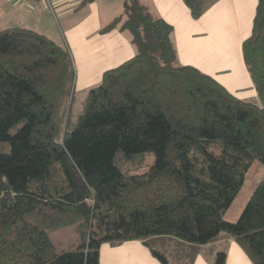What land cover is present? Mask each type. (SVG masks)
Wrapping results in <instances>:
<instances>
[{
  "label": "trees",
  "instance_id": "obj_1",
  "mask_svg": "<svg viewBox=\"0 0 264 264\" xmlns=\"http://www.w3.org/2000/svg\"><path fill=\"white\" fill-rule=\"evenodd\" d=\"M183 1L201 16L204 0ZM116 27L135 55L102 73L74 117L69 49L0 30V264H102L103 243L134 240L181 264L149 240L200 246L220 234L264 264V172L238 218L224 219L253 163L264 168V0L241 43L260 105L181 64L172 26L140 0H123L101 32ZM147 154L146 169L123 167Z\"/></svg>",
  "mask_w": 264,
  "mask_h": 264
},
{
  "label": "crops",
  "instance_id": "obj_2",
  "mask_svg": "<svg viewBox=\"0 0 264 264\" xmlns=\"http://www.w3.org/2000/svg\"><path fill=\"white\" fill-rule=\"evenodd\" d=\"M140 1L172 26L171 39L181 64L196 67L235 96L255 102L257 95L243 61L241 43L251 32L257 0H204L205 9L196 19L183 0ZM53 7L61 16L72 9L82 11L78 18L64 19L66 29L62 34L77 64V86L88 90L100 82L105 70L135 55L127 31L116 27L101 32L123 13V0H53ZM186 246L190 253L182 254L181 264H212L220 250L225 252V264H253L227 234L204 245ZM170 251L165 253L170 258L179 253L173 248ZM99 258L102 264H161L137 240L118 245L103 243Z\"/></svg>",
  "mask_w": 264,
  "mask_h": 264
},
{
  "label": "rangeland",
  "instance_id": "obj_3",
  "mask_svg": "<svg viewBox=\"0 0 264 264\" xmlns=\"http://www.w3.org/2000/svg\"><path fill=\"white\" fill-rule=\"evenodd\" d=\"M81 15V10L78 11L74 9L65 15H58L56 9L53 7V0H0V30L9 28L29 29L45 35L47 38L64 47H67L62 35L66 29L63 24L64 19H75ZM71 60L75 71V81L70 114L71 117H74L80 111L81 102L87 90L76 85L77 64L72 57ZM254 101L260 105L258 99ZM152 161L153 156L147 154L142 159L136 158L131 162H123V167L126 171H130L131 173L139 172L146 169ZM263 172L264 168L257 162H254L247 173L244 185L225 213V220L233 222L238 218L254 186L262 178ZM149 242L152 246L165 253L171 252V248L175 249L176 252H179L177 255L175 254L176 260L179 259L178 256L182 259L183 255L190 253L189 247L181 245L180 243H172L163 240H158V242L155 241V243L153 240H149Z\"/></svg>",
  "mask_w": 264,
  "mask_h": 264
}]
</instances>
